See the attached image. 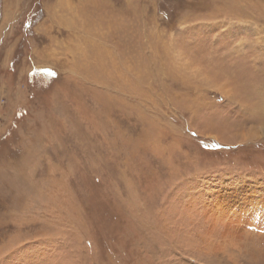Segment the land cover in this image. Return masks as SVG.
I'll return each mask as SVG.
<instances>
[{
    "label": "rangeland",
    "instance_id": "1",
    "mask_svg": "<svg viewBox=\"0 0 264 264\" xmlns=\"http://www.w3.org/2000/svg\"><path fill=\"white\" fill-rule=\"evenodd\" d=\"M0 264H264V0H0Z\"/></svg>",
    "mask_w": 264,
    "mask_h": 264
},
{
    "label": "bare ground",
    "instance_id": "2",
    "mask_svg": "<svg viewBox=\"0 0 264 264\" xmlns=\"http://www.w3.org/2000/svg\"><path fill=\"white\" fill-rule=\"evenodd\" d=\"M108 48V47H107ZM109 55V54H108ZM110 57V56H109Z\"/></svg>",
    "mask_w": 264,
    "mask_h": 264
}]
</instances>
